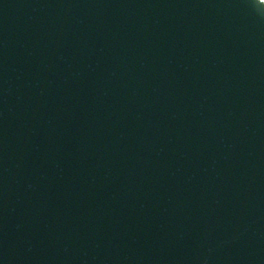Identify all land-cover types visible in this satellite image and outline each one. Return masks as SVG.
Returning a JSON list of instances; mask_svg holds the SVG:
<instances>
[{"label":"water","instance_id":"95a60500","mask_svg":"<svg viewBox=\"0 0 264 264\" xmlns=\"http://www.w3.org/2000/svg\"><path fill=\"white\" fill-rule=\"evenodd\" d=\"M0 264H264V0H0Z\"/></svg>","mask_w":264,"mask_h":264},{"label":"clouds","instance_id":"9594fccd","mask_svg":"<svg viewBox=\"0 0 264 264\" xmlns=\"http://www.w3.org/2000/svg\"><path fill=\"white\" fill-rule=\"evenodd\" d=\"M260 3L262 4V0H260Z\"/></svg>","mask_w":264,"mask_h":264}]
</instances>
